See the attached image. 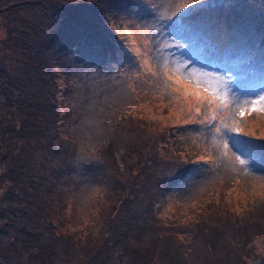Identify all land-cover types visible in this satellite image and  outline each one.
Returning <instances> with one entry per match:
<instances>
[{
    "label": "rangeland",
    "instance_id": "1",
    "mask_svg": "<svg viewBox=\"0 0 264 264\" xmlns=\"http://www.w3.org/2000/svg\"><path fill=\"white\" fill-rule=\"evenodd\" d=\"M53 1L40 81L49 118L25 169L36 157L48 185L57 173L63 206L52 195L43 212L27 213L48 218L37 229L27 220L40 247L4 226L12 264H264V150L239 165L231 141L211 128L222 121L241 129L230 135L264 144V114L241 117L231 106L232 96L264 89V0ZM207 82L229 107H218ZM16 94L7 102L0 91V175L22 164L4 154L2 136L23 140L20 117H32ZM7 184L0 180V196Z\"/></svg>",
    "mask_w": 264,
    "mask_h": 264
},
{
    "label": "trees",
    "instance_id": "2",
    "mask_svg": "<svg viewBox=\"0 0 264 264\" xmlns=\"http://www.w3.org/2000/svg\"><path fill=\"white\" fill-rule=\"evenodd\" d=\"M236 2L237 1L234 3L235 5L237 4ZM1 5L2 3L0 6ZM220 6L221 5L218 7ZM58 9V4L53 0H12L7 2L6 10H1L0 7L1 17H3L1 12H6L4 24L6 27V36L0 39V91H5V100L7 102H10V96L14 95L16 92V103L19 101L17 109L21 110L22 108L20 106H27L31 109L32 113L31 118L27 119L26 115L23 118L20 117L22 122L18 125L17 134L21 136L23 140L6 139L5 136H2V141L5 143L1 145L2 149L5 150L4 154L6 155L10 152L12 159L18 158L22 161V164L19 163L17 168L8 171L7 168L6 171L0 175V180L4 178L12 181V184H7L5 186V194L0 196V232H2L0 233V254H2V252H11V254L6 256L0 255V264H12L11 259L13 256V248L5 241L8 237H12V232L9 233L4 229V226L6 229H13V227L18 228L15 230L17 232V234L14 235L15 241H21L23 236H26L28 242H33L40 247L41 244L37 242L40 237L37 234H26L27 220L31 224L32 229H37V227L44 224L48 218L43 215V218L40 217V222L37 223L33 218H30L27 213L31 212L37 214L43 212V208L46 207L45 197H48L50 201L52 195L57 199L60 210H62L63 206L59 204L61 192L56 193L57 173L51 174L53 182L51 183L52 185H48L47 180H49V173H46L47 171L44 170V167L42 168V172L37 168L35 164L36 157L34 165L30 167L29 174L25 169L28 164L26 158L30 156L33 159L32 151L36 147L38 136L43 134L42 129L49 118V111L47 108L44 110L41 106L40 81L41 73L43 71L45 72L44 69L46 66L45 59L47 54L44 55V52L45 48L48 47V37L52 32L48 24V14L49 11L54 10L53 12H55L57 16L59 13ZM190 15V13L187 14V17ZM13 53L14 56L11 57ZM13 62H15V65H13ZM2 103L3 101L0 102V106ZM53 108V119L55 121L57 111L54 106L49 107L51 113ZM43 112H45L46 115V120L44 121ZM24 119L29 123L24 125ZM55 127L56 125L53 124L52 131H55V133H53L52 136L50 135V144L48 145V149L50 150L55 149V142L57 141L56 137L58 135L56 134ZM59 128L60 127L56 129L58 130ZM31 139H33V141H31ZM59 160L62 161L61 156ZM43 161L48 167H52V156L44 157ZM14 165H16V163ZM51 172H53L52 168ZM40 179L43 180L42 185H40ZM12 193L15 194L12 195ZM23 193L24 197L21 198ZM25 195H27V205L25 202ZM38 197L40 200L37 199ZM28 198L33 199V202ZM8 207L12 208L11 212L17 208V213L12 214L8 211ZM15 241H13V244H15ZM1 242L5 245H2Z\"/></svg>",
    "mask_w": 264,
    "mask_h": 264
},
{
    "label": "snow or ice",
    "instance_id": "3",
    "mask_svg": "<svg viewBox=\"0 0 264 264\" xmlns=\"http://www.w3.org/2000/svg\"><path fill=\"white\" fill-rule=\"evenodd\" d=\"M196 2V0H194ZM187 7V5H185ZM179 11V9H178ZM164 71H169L167 67L164 68ZM173 74H175L176 70L173 69ZM169 79H172L170 76ZM185 80H188L189 83L195 82L197 86H199L200 81L199 80H189L187 76L184 77ZM177 82H179V78L177 79ZM209 84L208 87H205V92L215 93V98L218 101V107L219 108H227L229 107V101L228 96L223 93L219 92L215 86L211 85V82H207ZM231 106L234 109H239V115L243 117L245 115V112H260L264 114V89H261L259 92H256L254 95H234L231 98ZM205 118L209 121L216 120L217 116L211 115L209 113L205 114ZM211 128L215 130L216 134H220L223 137H227V140H230L232 143V146L236 148V150L240 153L236 156V163L239 165H246L248 162V158L252 157L253 154L257 149L264 150V144H257L255 141L250 139H245L244 137L240 135H230L231 133H237L239 134L241 129L238 126H234L231 128L230 132L226 131L227 125L224 124L221 121L220 127H216L215 124L211 125ZM211 130V129H210ZM223 155L225 157L228 156V152L230 151L229 145L227 142L223 144ZM241 156H244L245 158L242 159ZM193 172H198V169H193Z\"/></svg>",
    "mask_w": 264,
    "mask_h": 264
},
{
    "label": "flooded vegetation",
    "instance_id": "4",
    "mask_svg": "<svg viewBox=\"0 0 264 264\" xmlns=\"http://www.w3.org/2000/svg\"><path fill=\"white\" fill-rule=\"evenodd\" d=\"M10 165H11V164H10ZM9 192H10V191H9ZM17 211H18V209L16 208V209H14L13 213L16 214ZM10 219H11V217H10Z\"/></svg>",
    "mask_w": 264,
    "mask_h": 264
}]
</instances>
